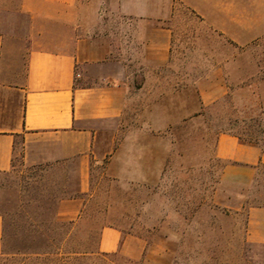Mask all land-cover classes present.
I'll return each instance as SVG.
<instances>
[{
	"label": "crops",
	"instance_id": "0c3cea01",
	"mask_svg": "<svg viewBox=\"0 0 264 264\" xmlns=\"http://www.w3.org/2000/svg\"><path fill=\"white\" fill-rule=\"evenodd\" d=\"M115 4L116 18L93 20V0L0 5V172L13 167L19 139L27 164L76 158L81 195L59 202L57 217L63 221L77 223L83 216L93 164L101 159H107L109 170H118V177L147 180L142 159L135 157L147 148L140 142L141 123L131 122L146 121L149 131L164 132L172 122L189 119L183 79L179 86L172 77L177 58L190 55L191 41L199 43L198 56L213 59L195 82L204 106L230 92L238 47L249 50L264 42V0ZM223 40L228 44L224 52ZM188 81L186 77L185 87ZM175 103L186 106L185 113L175 116L166 109ZM142 104L146 107L134 115L135 106ZM117 130L123 131L118 142ZM105 145L111 147L104 149ZM214 158L224 164L223 182L252 186L264 168V142L220 131ZM121 162L125 166L120 170ZM152 164L153 160L150 168ZM3 230L0 215V253ZM245 241L264 248V205L248 209ZM147 245L140 236L105 225L98 250L121 252L143 264H171L165 254L149 257Z\"/></svg>",
	"mask_w": 264,
	"mask_h": 264
},
{
	"label": "rangeland",
	"instance_id": "374dc122",
	"mask_svg": "<svg viewBox=\"0 0 264 264\" xmlns=\"http://www.w3.org/2000/svg\"><path fill=\"white\" fill-rule=\"evenodd\" d=\"M93 1L89 11L92 20L119 15L115 0ZM17 2L0 0V5ZM198 44L191 41L190 55L177 58L172 77L179 86L183 79L190 101L189 119L172 122L164 132L149 131L146 121L131 122L141 123L140 142L147 148L135 157L142 159L147 180L118 177L117 169L109 170L106 158L93 164L87 207L74 223L66 246L82 247L102 257L94 256L89 264H143L121 252L102 256L98 245L105 225L142 237L149 257L165 254L171 264H264V248L245 241L247 211L264 203V168L252 186H237L221 180L224 164L214 158L220 131L264 142V42H256L249 50L238 47L230 92L207 106L201 104L195 82L213 59L198 56ZM226 49L228 44L223 40V52ZM145 107L135 106L134 115ZM165 107L175 116L186 109L176 103ZM122 137L123 131L117 130V142ZM18 143L13 167L0 172V215L6 225L3 249L10 251L22 246L19 236L23 230L46 227L39 220L55 212L61 196L81 195L76 158L27 164L21 139ZM110 147L105 145L104 149ZM133 155L128 153L131 158ZM124 166L121 162L120 170Z\"/></svg>",
	"mask_w": 264,
	"mask_h": 264
},
{
	"label": "trees",
	"instance_id": "16d2710c",
	"mask_svg": "<svg viewBox=\"0 0 264 264\" xmlns=\"http://www.w3.org/2000/svg\"><path fill=\"white\" fill-rule=\"evenodd\" d=\"M73 196L63 195L57 201L55 212L40 223L44 229H26L20 233L22 246L10 251L3 249L0 253V264H89L97 253H88L82 247H66L74 228L73 221H63L57 217L58 204L62 199ZM255 205H264L256 203ZM253 206V205H252ZM6 236V225L3 238ZM108 253H104L102 256Z\"/></svg>",
	"mask_w": 264,
	"mask_h": 264
}]
</instances>
